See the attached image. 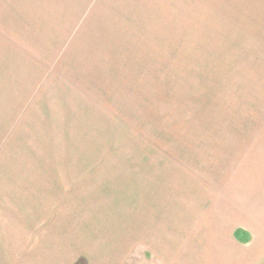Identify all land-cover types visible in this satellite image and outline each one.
I'll use <instances>...</instances> for the list:
<instances>
[{
  "label": "rangeland",
  "instance_id": "1",
  "mask_svg": "<svg viewBox=\"0 0 264 264\" xmlns=\"http://www.w3.org/2000/svg\"><path fill=\"white\" fill-rule=\"evenodd\" d=\"M262 166L264 0H0V264L194 263Z\"/></svg>",
  "mask_w": 264,
  "mask_h": 264
},
{
  "label": "crops",
  "instance_id": "2",
  "mask_svg": "<svg viewBox=\"0 0 264 264\" xmlns=\"http://www.w3.org/2000/svg\"><path fill=\"white\" fill-rule=\"evenodd\" d=\"M256 172V174L264 175L262 168ZM228 220V217H225ZM182 226L188 224L183 221ZM186 230H190L187 229ZM202 230H209L208 233ZM224 230H231L229 239L236 244H240L243 251H247L245 255V261L248 264H264V198L260 197L257 203L253 205L251 212L246 215V211L242 214L241 223L237 224L233 228H222L220 227H207L206 229L198 228L194 230L193 234L196 236L195 244L193 245V250L188 249V258L193 257L194 263L191 264H216L215 259L212 254V249L214 246L221 247V243L225 238ZM243 231V232H240ZM221 233L224 236H221ZM228 238V236H227ZM211 245L213 246L211 248ZM226 246V244H225ZM193 251V253H192ZM228 250L224 251V255L227 256ZM220 264H224L220 262Z\"/></svg>",
  "mask_w": 264,
  "mask_h": 264
}]
</instances>
